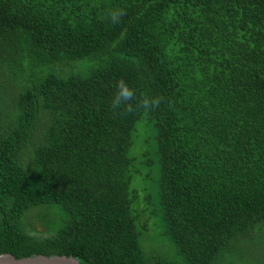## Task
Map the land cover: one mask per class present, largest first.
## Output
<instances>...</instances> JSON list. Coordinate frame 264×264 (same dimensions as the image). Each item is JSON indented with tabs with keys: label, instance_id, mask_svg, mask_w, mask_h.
Returning <instances> with one entry per match:
<instances>
[{
	"label": "trees",
	"instance_id": "16d2710c",
	"mask_svg": "<svg viewBox=\"0 0 264 264\" xmlns=\"http://www.w3.org/2000/svg\"><path fill=\"white\" fill-rule=\"evenodd\" d=\"M120 78L159 108L113 111ZM144 125L173 261L146 255L149 217L130 196ZM39 206L58 216L47 234L26 223ZM258 223L264 0H0V253L216 264Z\"/></svg>",
	"mask_w": 264,
	"mask_h": 264
},
{
	"label": "rangeland",
	"instance_id": "374dc122",
	"mask_svg": "<svg viewBox=\"0 0 264 264\" xmlns=\"http://www.w3.org/2000/svg\"><path fill=\"white\" fill-rule=\"evenodd\" d=\"M19 78H23L19 73L9 74L7 80L12 86L16 84V80L18 81ZM150 132L149 126L144 125L140 136H133L132 145L129 148L128 155L133 158L129 179L130 196L132 204L140 205L149 217L148 229H144L143 235L148 239L145 241L146 255L151 260L154 256L156 259L163 258L167 259L166 261H173L178 257L177 251L174 244L163 232L162 220L159 218L160 212L157 206L158 169L154 155L150 151ZM134 189L137 190L136 197H134ZM54 210L48 214L45 206L30 209L25 216L29 230L34 232V228L42 234H47L49 232L47 224L58 223V216ZM260 226L261 223L254 225L250 232L245 236L243 235L235 248L220 257L216 264H264V224L261 228Z\"/></svg>",
	"mask_w": 264,
	"mask_h": 264
},
{
	"label": "clouds",
	"instance_id": "9594fccd",
	"mask_svg": "<svg viewBox=\"0 0 264 264\" xmlns=\"http://www.w3.org/2000/svg\"><path fill=\"white\" fill-rule=\"evenodd\" d=\"M126 14V10L123 8H113L105 13L104 18L113 24H119ZM161 103V97L150 96L147 93H140L137 97L136 92L128 82L120 78L115 82V92L110 106L113 111L123 109L127 113H133L137 110H143L147 113L159 108Z\"/></svg>",
	"mask_w": 264,
	"mask_h": 264
},
{
	"label": "water",
	"instance_id": "95a60500",
	"mask_svg": "<svg viewBox=\"0 0 264 264\" xmlns=\"http://www.w3.org/2000/svg\"><path fill=\"white\" fill-rule=\"evenodd\" d=\"M0 264H82L80 259L73 255L42 253L16 256L11 252L0 253Z\"/></svg>",
	"mask_w": 264,
	"mask_h": 264
}]
</instances>
